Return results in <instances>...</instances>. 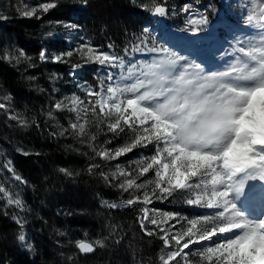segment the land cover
<instances>
[{"label":"snow or ice","instance_id":"snow-or-ice-1","mask_svg":"<svg viewBox=\"0 0 264 264\" xmlns=\"http://www.w3.org/2000/svg\"><path fill=\"white\" fill-rule=\"evenodd\" d=\"M83 5L87 6V0H83ZM59 6L60 0H42L21 15L42 19ZM139 6L160 18L183 13L189 26L185 30L195 32L208 24L205 13L199 9L193 12V6L188 3L179 9H169L167 0L163 3L154 0L152 7L148 3ZM244 8V26L251 29V34L238 40L239 47L233 49L236 59L225 70L205 74L200 64H191L168 48L157 47L149 37L150 29L145 27L141 35H133L129 41L131 47H125L123 56L114 51L111 42L106 46L107 51L81 44L76 52L86 57L85 63L98 66L95 72L98 83L77 85L87 100L73 94L65 97L68 103L57 100L52 106L56 111L75 114V120L70 119L59 135L79 138L102 161H118L137 149L152 151L151 155L142 152L139 159L129 161V168L117 162L114 171L99 172L107 187L129 193L123 204L105 200L101 203L110 209L143 205L137 221L140 231L149 238L159 236L168 249L166 257H160L161 264H179L181 259L189 264V256L197 254L194 248L208 264H264V219L246 216L235 203L245 181H264V130L259 123L258 105L249 111L244 99L245 94L264 87V0H248ZM56 23L66 29L78 27L74 23ZM72 56V50L56 54L42 49L38 53L40 62L50 63H67L66 58ZM21 58L32 61L23 51L18 57H4L9 62L14 59L17 64L23 62ZM28 67H36L35 62H30ZM59 78L55 72L49 76L53 82ZM3 99L8 101L9 97ZM0 110H8V104L0 102ZM250 112L255 118L245 121V114ZM48 115L52 116V111ZM89 115L95 118L94 126L98 130L110 134L111 139H106L105 145L122 136L128 137L126 142L97 150L93 143L96 136L91 137V142L85 139L86 125L92 126ZM10 119L16 120L18 116L13 114ZM20 123L27 124L24 120ZM104 124L106 128L101 127ZM245 135L249 138L243 139ZM17 151L28 155L21 149ZM101 167L92 163L88 171L92 173ZM3 168L12 175L17 188L27 185L12 160L4 163ZM59 172L74 175L63 167ZM150 172L154 173V179L147 178ZM177 193L191 194L184 201L188 206L214 211L188 218L149 207L154 201L175 198ZM0 194L6 198L7 205L23 207V201L18 196L13 198L3 185ZM156 215L161 217L159 221L154 218ZM13 219L23 227L21 220ZM182 222L189 226L184 228ZM18 239L26 247H32L23 233ZM102 243L95 241L96 245ZM76 247L82 254L95 251L92 244L79 240Z\"/></svg>","mask_w":264,"mask_h":264},{"label":"trees","instance_id":"trees-1","mask_svg":"<svg viewBox=\"0 0 264 264\" xmlns=\"http://www.w3.org/2000/svg\"><path fill=\"white\" fill-rule=\"evenodd\" d=\"M40 2L0 0V102L11 108L20 107L27 122L22 125L17 120L0 118V137L10 141L14 167L28 182L21 190L23 211L0 199V264H161L160 257H166L168 249L159 236L149 238L140 231L137 221L143 205L110 209L101 203L105 200L123 204L129 193L105 185L99 172L110 162L96 157L79 138L60 136L63 129L59 119L70 118V113L54 110V103H44L36 92L47 69L64 72V64L41 62L28 67L38 60L39 51H48L50 44L56 42L61 24L57 21L77 24L94 46L105 48L113 43L114 51L123 56L125 47H131L133 35H141L147 23H155L152 13L139 6L148 3L152 7L154 0H87L86 7L83 0H60V6L42 19L21 15ZM185 3L200 5L211 18L219 17L220 0H167L169 9H179ZM166 23L168 29L179 25L170 14ZM18 47L32 61L17 64L14 59H4L5 52L13 53ZM30 76L36 79H28ZM4 96L9 100L5 101ZM53 132L55 136L51 135ZM17 145L28 150V155L14 151ZM92 163L102 167L89 173ZM62 167L74 175L60 173ZM13 217L24 220V227L32 235L28 242L31 248L19 242L20 227ZM85 236L93 242L101 240L102 246L92 243L95 251L82 255L76 241Z\"/></svg>","mask_w":264,"mask_h":264},{"label":"rangeland","instance_id":"rangeland-1","mask_svg":"<svg viewBox=\"0 0 264 264\" xmlns=\"http://www.w3.org/2000/svg\"><path fill=\"white\" fill-rule=\"evenodd\" d=\"M226 11L222 14V20L216 21V24H212L208 20V24L206 26H203L202 30L197 31H191V30H185L189 26L185 22V16L183 13L172 15L170 13L171 20H174V23H177L179 25H176L174 29H171V31H168L164 27L165 25V18L156 17V22L153 24H146L145 27L150 29L149 37L152 40V42L157 47L162 48H168L171 52L175 53L178 56L179 55L172 46H168L167 42L171 41H178V44H181L183 42L189 43L195 41V44L198 48H200L203 51H209L214 57H219L221 59L220 66H218L215 69L211 70H205V74H211L215 71L225 70L228 66V63L235 61L236 56L234 54L233 49L239 47L238 40L240 39H246L248 38V35L251 34V29L244 26V19L243 17L246 16V9L244 8V5L248 3V0H223L222 1ZM196 9L193 8V12H195ZM201 11V10H200ZM209 15L207 14V17ZM153 17V15H152ZM182 22V23H181ZM72 23V22H71ZM59 24V23H56ZM231 24H236L239 27L238 30L229 29V26ZM60 30L58 31L56 42L53 44H50L48 53H56V54H62L69 50L73 51L72 57H67V63L64 64L65 71H59V69H47L44 75V81L43 83L39 82L37 83V94L42 96L41 101L43 100L44 103L49 101L50 103H55L57 100H64L65 103H68V100L65 99V97L70 98L73 94L81 96L82 99L87 100L86 94L81 90V88H78L77 85H84L85 82L88 84H91L95 86L98 83V80L95 79V72L97 69V65L94 63H85L86 57H83L80 53L76 52V49L80 48L81 44L88 43L92 46H94L89 39L77 28L75 30L73 29H66L62 26V24L58 25ZM207 30L206 34H203L202 31ZM143 32V31H142ZM217 36H224L227 41L229 42L227 46L223 48H210L206 43L210 39L214 40ZM97 48H101L100 46H95ZM14 49V52H5V56H19V52L22 51L19 49V47ZM103 50L107 51V47L103 48ZM11 54V55H10ZM27 57H29L27 54H25ZM185 60H187L191 64H196L190 57L188 56H182ZM137 59H140V56H137ZM22 61L27 62L24 60V58H21ZM37 64L41 63L38 60L35 62ZM73 64H80L81 67L73 69ZM118 71V70H117ZM58 73L59 79H57L55 82L51 81L49 79V76L51 73ZM74 73V75H73ZM51 82V83H50ZM56 88L58 91L53 92L52 89ZM40 89H43L44 91H40ZM59 92V93H58ZM56 94L59 97H56ZM14 97V96H13ZM47 100V101H46ZM48 104V103H46ZM20 107H10L8 105V110H0V118L8 121L10 117L15 114L18 116L17 121L24 120V110H19ZM10 110L13 112H10ZM258 112H259V123L262 130H264V91L261 92V101L258 104ZM70 118H66V116H62L61 119H59V124L62 129L68 127L69 120H75V114L70 113ZM65 118V119H63ZM255 117L250 112L249 114H245L244 119L245 121H251ZM95 118L91 117L89 115V122L92 125L91 127H88L86 125L87 129V136L86 140L91 142V137L96 136V141L93 143L95 144L96 149L102 148V145L105 147H111L115 148L118 145H122L126 142L128 139L127 136H122L120 138H117L112 141L110 145H105L104 141L106 139H111L110 134L105 135L103 131L98 130L94 126ZM102 128H106V124L101 125ZM250 130V129H245ZM8 141L4 137H0V185L5 186L12 194L13 198H16L17 196L20 198L21 196V190L25 187V185H21L19 188L16 187V182H14L12 175L10 173H6V170L3 168V164L7 163L8 160H12V151L10 150V147H8ZM87 145V149L91 150V148ZM17 149H21L23 152H27L28 150L23 149L20 146H14V151L18 152ZM87 152V151H86ZM144 153L145 155H151L152 151L147 149H137L133 153H129L126 156L120 157L118 161H112L109 164H107L104 167V172L114 171L115 170V164L119 162L123 167L129 168V161L139 159L141 153ZM89 153V152H88ZM131 167H135V165H132ZM149 179H154V173H149L148 177ZM123 179V178H122ZM196 178H194L195 180ZM210 179V177H209ZM149 191H151V187H149ZM133 195H136L137 193L133 192ZM191 194H185V193H177L175 194V198H170L168 201H154L153 204L149 205L150 208H154L157 210V212H163V211H169L173 213H179L180 215L188 218H195L198 215L207 214L209 212H212L214 210H208V209H202L200 207H192L188 206L184 201L189 198ZM231 195V194H230ZM194 198V196H192ZM0 199H6L3 198L2 194H0ZM238 200H241L245 206H249V210L257 214V217L264 219V181L260 180H253V181H245L244 189L241 190L239 194ZM239 208H241V205L238 202H235ZM7 204V203H6ZM159 205V206H158ZM14 206V205H13ZM16 207V206H15ZM18 211H23L22 208H18ZM243 209V208H241ZM141 214V213H140ZM139 214V215H140ZM139 217V216H138ZM155 219L158 221L161 219L159 215L154 216ZM17 219L21 220L20 217ZM23 227L19 225L20 227V234L23 233L26 237V241L31 242V233L30 231L26 230L24 227V220H21ZM173 223V222H169ZM184 225V228L188 227L186 222H182ZM154 227V226H150ZM177 228H180V225H177ZM81 239V238H80ZM81 240H87L93 243L95 242L93 240H90L87 236L82 237ZM21 242V241H19ZM24 244V242H22ZM173 247H175L173 245ZM187 251V250H185ZM194 252H197L196 255H190L189 256V264H208L206 260H203L198 251L194 248ZM181 264H184V261L180 260Z\"/></svg>","mask_w":264,"mask_h":264},{"label":"clouds","instance_id":"clouds-1","mask_svg":"<svg viewBox=\"0 0 264 264\" xmlns=\"http://www.w3.org/2000/svg\"><path fill=\"white\" fill-rule=\"evenodd\" d=\"M264 91V87L254 90L251 93H247L244 96L247 109L250 111L252 108H254L256 105H258L261 101V92ZM239 127V125H237ZM246 131V130H245ZM249 137L247 135L243 136V139H248Z\"/></svg>","mask_w":264,"mask_h":264},{"label":"water","instance_id":"water-1","mask_svg":"<svg viewBox=\"0 0 264 264\" xmlns=\"http://www.w3.org/2000/svg\"><path fill=\"white\" fill-rule=\"evenodd\" d=\"M83 242H86V241H83ZM86 243H89V242H86ZM91 244V243H90ZM82 254V253H81ZM92 254V253H91ZM82 255H88V254H82Z\"/></svg>","mask_w":264,"mask_h":264},{"label":"bare ground","instance_id":"bare-ground-1","mask_svg":"<svg viewBox=\"0 0 264 264\" xmlns=\"http://www.w3.org/2000/svg\"><path fill=\"white\" fill-rule=\"evenodd\" d=\"M135 23H137V22H135Z\"/></svg>","mask_w":264,"mask_h":264}]
</instances>
